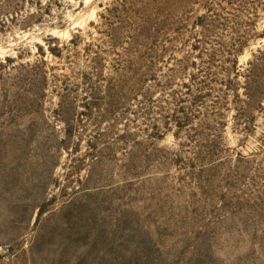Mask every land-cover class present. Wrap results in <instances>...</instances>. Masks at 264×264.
<instances>
[{
	"label": "rangeland",
	"instance_id": "374dc122",
	"mask_svg": "<svg viewBox=\"0 0 264 264\" xmlns=\"http://www.w3.org/2000/svg\"><path fill=\"white\" fill-rule=\"evenodd\" d=\"M0 264H264V0H0Z\"/></svg>",
	"mask_w": 264,
	"mask_h": 264
},
{
	"label": "trees",
	"instance_id": "16d2710c",
	"mask_svg": "<svg viewBox=\"0 0 264 264\" xmlns=\"http://www.w3.org/2000/svg\"><path fill=\"white\" fill-rule=\"evenodd\" d=\"M231 63H233V65L231 66V70L237 71V60L232 61ZM211 78H212L211 74H206L204 79H202L199 76H194L192 79V86L195 85V86H199L200 88H205L206 86H208V84L212 83L211 80L210 82H208V80ZM249 96H250V99H253L252 95H249ZM198 98L201 99V97H198ZM198 98H197V101L199 100Z\"/></svg>",
	"mask_w": 264,
	"mask_h": 264
}]
</instances>
